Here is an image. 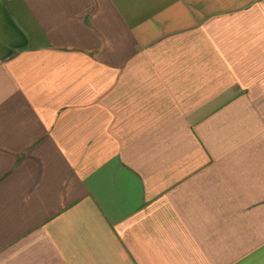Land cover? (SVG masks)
I'll return each instance as SVG.
<instances>
[{
  "label": "crops",
  "instance_id": "1",
  "mask_svg": "<svg viewBox=\"0 0 264 264\" xmlns=\"http://www.w3.org/2000/svg\"><path fill=\"white\" fill-rule=\"evenodd\" d=\"M0 264H264V0H0Z\"/></svg>",
  "mask_w": 264,
  "mask_h": 264
}]
</instances>
